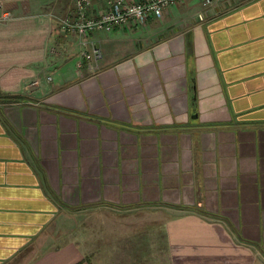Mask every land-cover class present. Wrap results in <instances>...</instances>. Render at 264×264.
<instances>
[{
    "label": "crops",
    "instance_id": "0c3cea01",
    "mask_svg": "<svg viewBox=\"0 0 264 264\" xmlns=\"http://www.w3.org/2000/svg\"><path fill=\"white\" fill-rule=\"evenodd\" d=\"M75 10L0 5V264H93L64 238L95 209L159 210L170 264H264V0L87 36Z\"/></svg>",
    "mask_w": 264,
    "mask_h": 264
},
{
    "label": "rangeland",
    "instance_id": "374dc122",
    "mask_svg": "<svg viewBox=\"0 0 264 264\" xmlns=\"http://www.w3.org/2000/svg\"><path fill=\"white\" fill-rule=\"evenodd\" d=\"M72 217L73 235L64 240L79 243L93 264H170L159 210L95 209Z\"/></svg>",
    "mask_w": 264,
    "mask_h": 264
},
{
    "label": "built area",
    "instance_id": "2783aa9c",
    "mask_svg": "<svg viewBox=\"0 0 264 264\" xmlns=\"http://www.w3.org/2000/svg\"><path fill=\"white\" fill-rule=\"evenodd\" d=\"M10 1L17 0H0V5ZM93 1L76 0L75 13L62 22L66 33L87 36L95 31L110 32L115 28L146 26L151 18L161 19L169 8L184 0H108L106 11L97 17L91 15ZM200 1L207 7L215 0ZM6 17H10L9 14Z\"/></svg>",
    "mask_w": 264,
    "mask_h": 264
}]
</instances>
